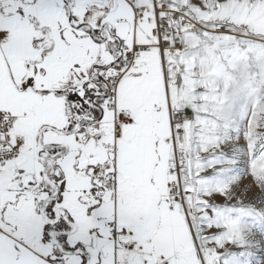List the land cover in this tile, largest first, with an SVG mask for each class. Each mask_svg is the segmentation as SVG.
Listing matches in <instances>:
<instances>
[{"label": "snow or ice", "instance_id": "6c2138e0", "mask_svg": "<svg viewBox=\"0 0 264 264\" xmlns=\"http://www.w3.org/2000/svg\"><path fill=\"white\" fill-rule=\"evenodd\" d=\"M0 264H264V0H0Z\"/></svg>", "mask_w": 264, "mask_h": 264}]
</instances>
